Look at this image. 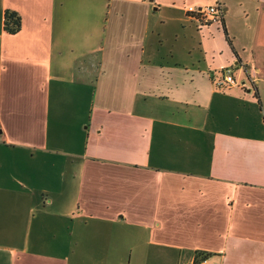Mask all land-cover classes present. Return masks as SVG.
<instances>
[{
    "label": "crops",
    "instance_id": "0c3cea01",
    "mask_svg": "<svg viewBox=\"0 0 264 264\" xmlns=\"http://www.w3.org/2000/svg\"><path fill=\"white\" fill-rule=\"evenodd\" d=\"M209 1L0 0V264H264V0Z\"/></svg>",
    "mask_w": 264,
    "mask_h": 264
},
{
    "label": "built area",
    "instance_id": "2783aa9c",
    "mask_svg": "<svg viewBox=\"0 0 264 264\" xmlns=\"http://www.w3.org/2000/svg\"><path fill=\"white\" fill-rule=\"evenodd\" d=\"M187 13L203 24L218 23L221 24L224 18L223 0H210L202 5H189L186 7ZM233 67H225L218 71V78L215 83L219 88L226 89L237 85V78L234 76ZM189 264H206V259L195 260Z\"/></svg>",
    "mask_w": 264,
    "mask_h": 264
},
{
    "label": "trees",
    "instance_id": "16d2710c",
    "mask_svg": "<svg viewBox=\"0 0 264 264\" xmlns=\"http://www.w3.org/2000/svg\"><path fill=\"white\" fill-rule=\"evenodd\" d=\"M21 24H22L21 16L19 15L17 11L10 10V9L6 10L5 17H4V29L7 32L12 33V34L17 33L21 29ZM224 30L226 32L229 42L231 43V39L228 35L226 27L224 28Z\"/></svg>",
    "mask_w": 264,
    "mask_h": 264
},
{
    "label": "rangeland",
    "instance_id": "374dc122",
    "mask_svg": "<svg viewBox=\"0 0 264 264\" xmlns=\"http://www.w3.org/2000/svg\"><path fill=\"white\" fill-rule=\"evenodd\" d=\"M189 28H190V30H189V36L188 37H189V45H191V42L194 43V41H192L193 40L192 38H193L194 35H196V33H195L196 26L195 25L194 26L190 25ZM192 55L193 56L191 57V59H196V57L198 56V52H196L194 50ZM230 67H233V69H232L233 74L237 78L238 74L236 73L235 67L233 65H231Z\"/></svg>",
    "mask_w": 264,
    "mask_h": 264
}]
</instances>
